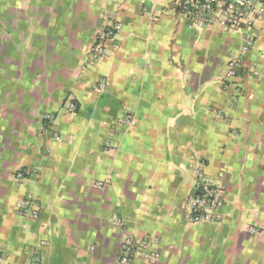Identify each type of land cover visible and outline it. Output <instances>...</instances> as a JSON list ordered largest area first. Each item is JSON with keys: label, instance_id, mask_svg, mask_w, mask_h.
Segmentation results:
<instances>
[{"label": "crops", "instance_id": "0c3cea01", "mask_svg": "<svg viewBox=\"0 0 264 264\" xmlns=\"http://www.w3.org/2000/svg\"><path fill=\"white\" fill-rule=\"evenodd\" d=\"M173 1L0 0V264H116L126 236L154 240L136 264H264V17L227 78L242 31L189 28ZM198 169L215 221L186 217Z\"/></svg>", "mask_w": 264, "mask_h": 264}, {"label": "built area", "instance_id": "2783aa9c", "mask_svg": "<svg viewBox=\"0 0 264 264\" xmlns=\"http://www.w3.org/2000/svg\"><path fill=\"white\" fill-rule=\"evenodd\" d=\"M172 9L184 19L189 28L219 27L227 31H242L243 43L240 53L233 54L229 58L225 76L234 78L244 68V60L249 53L255 38L254 28L264 17V0H174ZM122 28L120 21L110 22L102 31L98 32L89 57L91 61L108 56L112 53L108 43H113ZM116 47V44H112ZM255 69V65H251ZM105 81L99 82L100 89H104ZM74 110L75 103L68 105ZM221 116V114H219ZM47 126L54 124L53 116L48 113L45 116ZM127 123H133L131 114L125 117ZM56 138H59L56 136ZM32 170L23 168L16 172V179L23 180L30 176ZM101 184V183H100ZM33 197L28 194L16 204V211L21 215L38 217L39 211L33 205ZM223 204V187L209 179L200 169L197 170L193 192L187 197L184 207L187 210L186 217L192 223L215 221L217 212ZM252 233H260L256 227H251ZM153 239H135L126 236L122 243V252L116 257V264H136V259L142 257L145 261L154 258L150 251ZM45 244V241L41 243ZM41 261V258H40ZM29 264H37L38 261L29 258Z\"/></svg>", "mask_w": 264, "mask_h": 264}, {"label": "rangeland", "instance_id": "374dc122", "mask_svg": "<svg viewBox=\"0 0 264 264\" xmlns=\"http://www.w3.org/2000/svg\"><path fill=\"white\" fill-rule=\"evenodd\" d=\"M98 84H99V83H98ZM97 88H98L99 91H102V90L105 89V87H104V89H100L99 85L97 86Z\"/></svg>", "mask_w": 264, "mask_h": 264}]
</instances>
